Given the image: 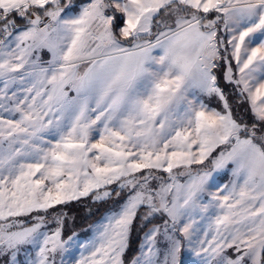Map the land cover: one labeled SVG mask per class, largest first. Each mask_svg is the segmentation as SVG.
I'll list each match as a JSON object with an SVG mask.
<instances>
[{"label":"snow or ice","instance_id":"6c2138e0","mask_svg":"<svg viewBox=\"0 0 264 264\" xmlns=\"http://www.w3.org/2000/svg\"><path fill=\"white\" fill-rule=\"evenodd\" d=\"M0 264H264V0H0Z\"/></svg>","mask_w":264,"mask_h":264},{"label":"rangeland","instance_id":"374dc122","mask_svg":"<svg viewBox=\"0 0 264 264\" xmlns=\"http://www.w3.org/2000/svg\"><path fill=\"white\" fill-rule=\"evenodd\" d=\"M233 65H234V62H233ZM218 73L221 74V77H222V80H223V70H220ZM223 86H226L224 81H223ZM226 88L231 90L230 87L226 86ZM238 103H239V101L235 100V102H233V105H236ZM212 106H216L215 101L212 102ZM246 107H247V105L245 104V105H243V106H241L239 108H235V111H236V113L238 115L239 114H243ZM229 179H230V176L223 175V176H221V177H219L217 179V183L222 186L223 184L228 183ZM213 191H215V189H213ZM110 203L111 202L109 201L107 209L110 207ZM106 210L104 211V213L101 216H99L96 220H94L93 222H91L89 224H85V223L81 224V223H79L82 219H84V216H85L84 214L78 219H76V217L74 218V216H71V219L69 220V222H67V225H66V228H65V232H64V237L67 238V236L71 235L72 232H76L78 234V241L80 243L86 242L93 235V231H92V227L91 226L96 224V222L101 220V217L105 214ZM54 211L64 212L61 209V207L55 208ZM72 212H73V215H74L75 209H73ZM138 223L139 222H137V227H134L133 232H132V243H131V247H130L129 252L125 256V260L126 261H130L131 258L136 254L135 253V249L138 247L139 237L142 236V233L137 230ZM51 227H52V225H49V228H51ZM148 227H151V225H148ZM73 254L78 256L79 255V249L78 248H74L73 249ZM20 259L23 260V257L21 256Z\"/></svg>","mask_w":264,"mask_h":264},{"label":"trees","instance_id":"16d2710c","mask_svg":"<svg viewBox=\"0 0 264 264\" xmlns=\"http://www.w3.org/2000/svg\"><path fill=\"white\" fill-rule=\"evenodd\" d=\"M221 85L223 86V80L221 74L218 73ZM226 87V86H225ZM226 92L229 94L231 90L226 88ZM235 100H230V103L233 104ZM235 108V105H234ZM109 202L107 203H93L90 197L82 198L80 201H73L66 205H57V207H61V209L67 214V222L71 219V216L76 217V219L80 218L83 214L84 219H82L79 223L81 224H89L96 220L99 216H101L104 211L107 209ZM75 209V213L73 215L72 210ZM72 214V215H71ZM80 226V225H79Z\"/></svg>","mask_w":264,"mask_h":264}]
</instances>
